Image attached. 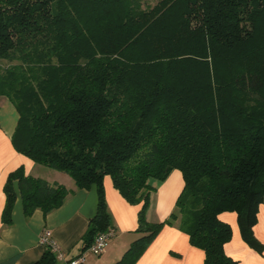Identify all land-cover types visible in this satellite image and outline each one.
I'll return each instance as SVG.
<instances>
[{
    "label": "trees",
    "instance_id": "16d2710c",
    "mask_svg": "<svg viewBox=\"0 0 264 264\" xmlns=\"http://www.w3.org/2000/svg\"><path fill=\"white\" fill-rule=\"evenodd\" d=\"M0 0V96L19 112L12 137L35 163L96 186L85 248L112 226L104 179L141 204L140 236L115 264H135L177 225L204 264H239L225 251L238 214L245 240L264 201V0ZM178 169L184 187L163 221L152 194ZM157 182V184H154ZM21 194L26 217L74 190L26 174L5 183L4 226ZM35 264H60L47 248Z\"/></svg>",
    "mask_w": 264,
    "mask_h": 264
},
{
    "label": "crops",
    "instance_id": "0c3cea01",
    "mask_svg": "<svg viewBox=\"0 0 264 264\" xmlns=\"http://www.w3.org/2000/svg\"><path fill=\"white\" fill-rule=\"evenodd\" d=\"M18 120L19 112L15 104L9 98L0 96V264H35L47 250L40 243V236L45 229H50L65 260L83 254L86 257L85 264H115L140 236L137 228L142 205L128 202L114 186L111 176L107 175L104 179L105 196L116 235L109 239L103 254H93L89 247L85 248L84 236L98 209L96 186L78 189L72 177L73 181H70L65 175L53 174L43 165L17 151L12 137ZM20 166L25 168L26 174L59 182L74 190V193L59 208L47 214L36 209L31 216L26 217L16 183L17 200L12 211L13 221L11 225L4 226L2 212L6 202L5 183L9 173ZM183 187L182 172L173 170L152 194L151 206L147 212L148 220L156 222L167 219L175 208ZM220 218L232 227V237L225 244L226 253L239 264H264V249H257L245 240L238 214L225 211L220 214ZM254 234L264 245V201L259 209ZM57 259L60 264H64L58 256ZM204 259V251L191 244L185 231L177 225H166L135 264H204Z\"/></svg>",
    "mask_w": 264,
    "mask_h": 264
},
{
    "label": "built area",
    "instance_id": "2783aa9c",
    "mask_svg": "<svg viewBox=\"0 0 264 264\" xmlns=\"http://www.w3.org/2000/svg\"><path fill=\"white\" fill-rule=\"evenodd\" d=\"M116 235V229L110 226L104 231H100L96 234L93 242L89 246L90 251L95 255H101L105 252L107 248L108 241L111 237ZM40 243L45 245L47 248L52 249L57 253L58 258L64 262V264H85V255H80L70 260H65L63 251L59 248L57 242L52 238V233L50 229H45L40 236Z\"/></svg>",
    "mask_w": 264,
    "mask_h": 264
},
{
    "label": "rangeland",
    "instance_id": "374dc122",
    "mask_svg": "<svg viewBox=\"0 0 264 264\" xmlns=\"http://www.w3.org/2000/svg\"><path fill=\"white\" fill-rule=\"evenodd\" d=\"M146 3H148L149 5H151V6H154L157 2H158V0H146L145 1ZM2 63H4V64H6V63H8V61L6 62V60L5 59H2V58H0V65L2 64ZM43 167H45V168H47V169H49V171H51V173H59L60 175H65V177H67L70 181H73L72 180V178H71V176H69L68 174H66V173H64V172H61V171H58V170H55V169H52V168H50V167H47V166H43ZM179 197V196H178ZM178 199V198H177ZM177 202V201H176ZM175 206H176V203H175ZM175 209V208H174ZM173 209V210H174ZM173 212V211H172ZM171 212V213H172ZM170 213V214H171Z\"/></svg>",
    "mask_w": 264,
    "mask_h": 264
}]
</instances>
